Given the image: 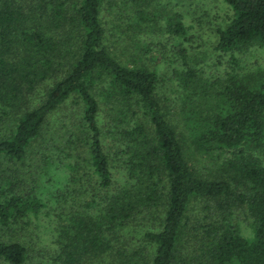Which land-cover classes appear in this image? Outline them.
<instances>
[{
  "label": "trees",
  "instance_id": "16d2710c",
  "mask_svg": "<svg viewBox=\"0 0 264 264\" xmlns=\"http://www.w3.org/2000/svg\"><path fill=\"white\" fill-rule=\"evenodd\" d=\"M130 1L140 20L152 2ZM221 1L231 17L213 51L236 65L264 47V0ZM104 2L0 0V264H264V68L212 80L174 70L176 120L157 73L106 48ZM156 12L150 24L186 37L179 14ZM68 102L78 116L67 145L84 152L62 153L77 188L44 201L18 192L3 162L55 144L50 123ZM187 149L222 157L215 176H200ZM44 221L51 244L36 251L21 239Z\"/></svg>",
  "mask_w": 264,
  "mask_h": 264
},
{
  "label": "rangeland",
  "instance_id": "374dc122",
  "mask_svg": "<svg viewBox=\"0 0 264 264\" xmlns=\"http://www.w3.org/2000/svg\"><path fill=\"white\" fill-rule=\"evenodd\" d=\"M151 1V7L147 8L140 20L136 12L139 8L135 5L133 7L130 0H105L101 13L105 46L123 65H142L157 73L161 81L160 99L165 100V107L175 114L176 120H178L180 94L174 70L185 67L202 70L204 78L212 80L216 77L223 78L225 73L232 72V68L235 69L233 73L240 76L264 68V47H253L243 54H237L236 65L230 64L228 56L218 55L213 51L217 28L224 27L228 18L231 17L229 8L221 0ZM161 9L169 14L175 13L181 16L187 34L179 43H173L165 35L164 21L156 22L155 26L150 24L162 18L156 12ZM153 14L158 16L156 20ZM182 49L181 55L185 58L180 57ZM76 115L78 116L76 104L68 102L65 108L55 113L50 123L48 136H53L55 144L50 145L49 142L40 141L26 155L24 162L20 164L3 162L1 169L7 170L6 174L10 181L16 183L18 192L36 193L44 201L46 198H51L54 193H59L60 190L71 192L77 188V185L70 183V179L67 181L71 171L66 169L65 164L71 163L72 159H66V153H62L66 148L75 157L84 152L80 145L73 147L67 145V134L72 128L74 129ZM42 155L44 158L40 157ZM187 155L193 169L200 176L209 178L215 176L216 170L208 175L206 173L209 170L218 169L223 162L222 157L205 158L189 149H187ZM261 158H264V155ZM82 173L83 171L73 174V178L82 177ZM122 174L124 175L119 169L121 180ZM116 178L120 179L117 176ZM72 196L73 199L77 197ZM145 226L148 228L151 225L147 223ZM245 227L246 223L243 230ZM32 230L34 233L30 229L24 232L21 240L36 244L34 248L36 251L50 246L52 223L44 221L36 229L33 226ZM246 230L249 231L248 228ZM248 231L245 232L246 235Z\"/></svg>",
  "mask_w": 264,
  "mask_h": 264
}]
</instances>
